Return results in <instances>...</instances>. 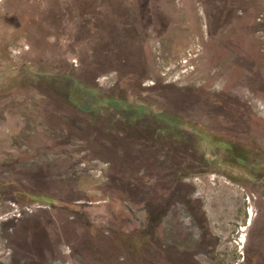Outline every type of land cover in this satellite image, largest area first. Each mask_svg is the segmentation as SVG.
Returning <instances> with one entry per match:
<instances>
[{
    "label": "rangeland",
    "instance_id": "374dc122",
    "mask_svg": "<svg viewBox=\"0 0 264 264\" xmlns=\"http://www.w3.org/2000/svg\"><path fill=\"white\" fill-rule=\"evenodd\" d=\"M0 264H264V0H0Z\"/></svg>",
    "mask_w": 264,
    "mask_h": 264
},
{
    "label": "clouds",
    "instance_id": "9594fccd",
    "mask_svg": "<svg viewBox=\"0 0 264 264\" xmlns=\"http://www.w3.org/2000/svg\"><path fill=\"white\" fill-rule=\"evenodd\" d=\"M248 216H249V213H248ZM250 219H251V217L249 219H247L248 223H250Z\"/></svg>",
    "mask_w": 264,
    "mask_h": 264
},
{
    "label": "trees",
    "instance_id": "16d2710c",
    "mask_svg": "<svg viewBox=\"0 0 264 264\" xmlns=\"http://www.w3.org/2000/svg\"><path fill=\"white\" fill-rule=\"evenodd\" d=\"M74 207L77 208V209L80 208V206H74ZM73 209H74V208H73ZM77 209H75V210H77Z\"/></svg>",
    "mask_w": 264,
    "mask_h": 264
},
{
    "label": "built area",
    "instance_id": "2783aa9c",
    "mask_svg": "<svg viewBox=\"0 0 264 264\" xmlns=\"http://www.w3.org/2000/svg\"><path fill=\"white\" fill-rule=\"evenodd\" d=\"M248 213H249V218H250L251 217L250 212L248 211Z\"/></svg>",
    "mask_w": 264,
    "mask_h": 264
}]
</instances>
